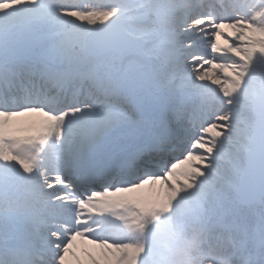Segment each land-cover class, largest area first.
I'll use <instances>...</instances> for the list:
<instances>
[{"label":"snow or ice","instance_id":"1","mask_svg":"<svg viewBox=\"0 0 264 264\" xmlns=\"http://www.w3.org/2000/svg\"><path fill=\"white\" fill-rule=\"evenodd\" d=\"M0 264H264V0H0Z\"/></svg>","mask_w":264,"mask_h":264},{"label":"bare ground","instance_id":"2","mask_svg":"<svg viewBox=\"0 0 264 264\" xmlns=\"http://www.w3.org/2000/svg\"><path fill=\"white\" fill-rule=\"evenodd\" d=\"M223 43H224V41L222 40V41H221V44H223Z\"/></svg>","mask_w":264,"mask_h":264}]
</instances>
